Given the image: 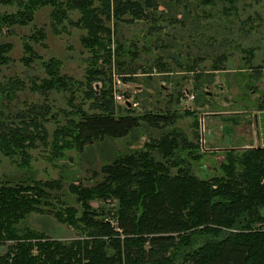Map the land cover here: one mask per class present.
Here are the masks:
<instances>
[{
    "label": "trees",
    "instance_id": "1",
    "mask_svg": "<svg viewBox=\"0 0 264 264\" xmlns=\"http://www.w3.org/2000/svg\"><path fill=\"white\" fill-rule=\"evenodd\" d=\"M236 2L199 0L197 5L200 13L220 5L218 12L231 15ZM9 6L10 12L0 10V35L12 34L13 27H29L21 43L25 56L19 59L28 67L33 62L41 74L27 78L25 85L14 75H0V157L17 167H28L29 151L38 146L49 147L47 156L57 158L64 149L82 151L103 139L124 138L142 124L149 129L172 126L177 114L168 104H177L185 88L170 93L161 111L143 109L136 114L123 109L119 113L111 108L112 50L113 72L121 82L132 79L130 63L121 56L124 47L116 42L114 49L109 46L111 27L136 21L155 27L157 20L164 21L161 11L165 10L157 0H0V7ZM44 6L50 9L46 14L49 32L75 29L78 44L87 52L81 90L58 76L55 60L40 58L31 47L32 43L42 46L46 37L43 28L32 23L33 15ZM7 43L0 42V71L9 61ZM212 44L218 51L208 71L215 72L222 69L225 53L231 49ZM153 60L151 68L166 74V59L157 56ZM202 60L195 57L190 64L173 61L175 67L191 73L194 92L200 91L204 77L211 76L194 71ZM95 81L99 84L93 89L90 82ZM157 87L161 89L159 84ZM19 90L36 93L40 102L10 110L4 103ZM59 92H69L62 98L69 119L55 126L47 140L44 124L53 123L57 114L66 116L65 108L53 105L52 96ZM196 148L197 143L187 141L183 131L174 128L147 137L140 149L100 164L90 186L69 184L67 192L77 207L68 206L62 198L58 178L3 179L0 264H264V146L222 151L217 163L220 173H210L205 179L189 166L199 157ZM91 201L115 203L103 209L90 206ZM31 214H50L72 230L73 238L59 240L28 229L21 223Z\"/></svg>",
    "mask_w": 264,
    "mask_h": 264
},
{
    "label": "rangeland",
    "instance_id": "2",
    "mask_svg": "<svg viewBox=\"0 0 264 264\" xmlns=\"http://www.w3.org/2000/svg\"><path fill=\"white\" fill-rule=\"evenodd\" d=\"M157 1L165 10L161 11L164 21L157 20L155 27L151 23L152 26L147 28L137 21L133 24L120 22L112 25L111 22L109 23L110 27L112 25L109 46L114 49L116 42L124 47L121 56L123 60L130 63L128 75L132 78L121 82L119 75L113 72L112 50L109 66L113 89L111 108L119 113L123 109H131L136 114L143 109L161 111L166 102L165 98L170 93L175 94L177 89L181 92L185 88L186 93H181L182 96L179 97L177 104H168L170 110L177 114L172 126L149 129L142 124L138 130L130 132L124 138L103 139L84 147L82 151L72 148L64 149L57 158L52 155L47 156L49 147L38 146L29 151L30 165L28 167H17L12 161L0 157V181L4 179L16 182L25 177L40 179V181L58 178L62 187V198L66 200L68 206L77 207L75 200L72 199L73 196L67 192L69 184L90 186L94 180L92 174L98 173L100 164L109 162L120 154L140 149L147 137L165 133L171 128H174L176 132L183 131L187 141L197 143L198 147L201 146V149H194V153L199 157L189 162L194 174L200 178L205 179L210 173H220L217 163L223 157V153L218 152L219 147L231 148L230 150L233 151L246 148L248 144L245 141L246 137H253L249 117L247 126L242 123L235 128L236 132L232 138L233 141L235 140L234 143L223 145L221 142L219 145L222 135L218 134L217 128L220 125H228L231 128L230 120L238 119L244 116V113L251 115V111L255 108L259 110L264 108V0H236L235 11L231 15L218 12L220 5H216L215 10L209 9L200 13V6L197 5L199 0ZM0 10L10 12L12 7H5V9L0 7ZM49 11L50 9L44 6L33 15L32 23L35 27H42L46 37L44 41H41L42 46L32 43L31 47L40 58L49 57L55 60L59 64L58 76L64 77L66 81L69 79V83L81 90L80 82L84 80L82 73L87 67V52L78 44L79 35L75 29L66 27L64 33L49 32L48 23H46V14ZM74 16L71 14V17ZM170 19L174 22L173 24H169ZM11 32L12 34L8 36L0 35V42H8L10 46L7 53L9 61L0 71V75L8 77L14 75L22 79L25 85L27 78L34 75L40 76L41 72L36 65L32 64L33 62L28 67L22 65L19 59L20 56H25L21 51V43L22 36L29 33V27H13ZM212 42L221 43L223 47L227 46V50L231 49L230 52L225 53L226 61L223 62L222 69L215 72L208 71L211 58L218 51ZM250 50L251 57L248 56ZM157 56L163 57L169 63H166L168 66L166 74L151 68L153 59ZM195 57H203V60L196 63L194 71L196 69V71H203V74L211 75L207 80L205 77L202 79L198 92H194L196 90L193 89V82L190 81L191 73L188 74L181 67H175L173 64V61L190 64ZM96 62L100 63L98 59ZM125 76L127 77L123 75ZM115 79H118L117 84L114 82ZM98 84L97 81L90 82V86L94 85L93 89L97 88ZM158 84L161 89L157 87ZM14 93L13 99L4 103L12 111L25 109L24 105L30 101L40 102V96L31 91L19 90ZM68 94L69 92L54 93L53 105L65 108L62 98L65 99ZM114 95H118L119 100L114 99ZM198 103L201 104L197 105ZM65 112V118L57 114L55 116L59 117H55L53 123L49 121L44 124L49 134L47 140L55 126L63 125L69 119L66 108ZM226 139L229 141L230 135ZM253 143L251 146H254ZM113 203L91 201L89 205L106 209L108 206H113ZM21 224L28 229L59 240H70L74 236L72 230L63 224H58L50 214L45 216L31 214V217Z\"/></svg>",
    "mask_w": 264,
    "mask_h": 264
},
{
    "label": "flooded vegetation",
    "instance_id": "3",
    "mask_svg": "<svg viewBox=\"0 0 264 264\" xmlns=\"http://www.w3.org/2000/svg\"><path fill=\"white\" fill-rule=\"evenodd\" d=\"M186 90H184L183 91V94L184 93H186L185 92ZM255 112H256V108L253 110V111H251V115H249V114H245L244 113V116L242 115V116H240V117H238V119H233V120H230V122H232V124H230L229 122V124H230V126H232L231 128L228 126V125H220L218 128H217V132H218V134L220 135H222V138L220 139V141H219V145H221V142H223V145H225V144H230V143H234V141H233V139L232 138H234V135H235V132L236 131H234L235 130V128L236 127H239V126H241V124L243 123V125L244 124H247V121H248V117L251 119V121H249L250 122V125L252 126V128H253V131L255 130V123H254V116H255ZM247 126V125H246ZM234 131V132H233ZM230 135V139H229V141H228V139H226L228 136ZM202 145V144H201ZM248 147H252V146H248ZM248 147H246V148H248ZM199 148L201 149V146H199ZM215 149H217V148H215ZM231 149V148H230ZM218 150V149H217ZM224 150H226V148L224 149V148H222V147H219V150H218V152H221V151H224Z\"/></svg>",
    "mask_w": 264,
    "mask_h": 264
},
{
    "label": "crops",
    "instance_id": "4",
    "mask_svg": "<svg viewBox=\"0 0 264 264\" xmlns=\"http://www.w3.org/2000/svg\"><path fill=\"white\" fill-rule=\"evenodd\" d=\"M254 120H255L254 123L256 125H255V130L252 131L253 139L250 138V136L246 137L247 139L245 141L248 143L246 144V147L251 146L253 142H254L253 143L254 146L256 145H258V147L264 146V109H260V111L256 110Z\"/></svg>",
    "mask_w": 264,
    "mask_h": 264
},
{
    "label": "built area",
    "instance_id": "5",
    "mask_svg": "<svg viewBox=\"0 0 264 264\" xmlns=\"http://www.w3.org/2000/svg\"><path fill=\"white\" fill-rule=\"evenodd\" d=\"M114 82L117 84V83H118V79H115ZM114 82H113V83H114ZM114 99L119 100V96H118V95H114Z\"/></svg>",
    "mask_w": 264,
    "mask_h": 264
}]
</instances>
